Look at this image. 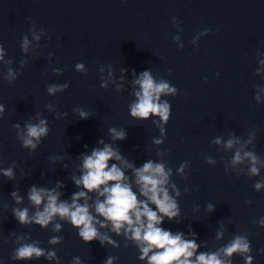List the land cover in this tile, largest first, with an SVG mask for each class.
Listing matches in <instances>:
<instances>
[{
  "label": "clouds",
  "instance_id": "9594fccd",
  "mask_svg": "<svg viewBox=\"0 0 264 264\" xmlns=\"http://www.w3.org/2000/svg\"><path fill=\"white\" fill-rule=\"evenodd\" d=\"M39 40V36L34 37ZM29 41L27 37L23 39L22 48L27 51ZM4 50L0 47V61L4 58ZM23 63V62H22ZM264 63V61H261ZM76 70L82 71L84 65L76 64ZM59 72V69H54ZM10 81L17 79V74L8 69L7 77ZM139 86L135 91L136 97L130 107V115L139 120H147L152 117H159L153 120V124L159 127L160 136L165 137L167 134L166 126L171 116V105L168 101H161L162 95H174L177 89L170 86L164 80L156 81L150 71H143L134 81ZM106 87V84H101ZM69 88V83L63 85H49L47 92L54 95L57 92H63ZM259 99V97H257ZM51 108V104L48 105ZM5 111L4 104H0V114ZM81 120H87L90 113L82 108H74ZM67 115V113H64ZM14 127L18 130V139L22 141V146L35 150L41 143L42 137H47L51 129L48 127L46 119H39L38 123H26L24 130L20 129L19 124ZM109 135L114 141H122L126 138L127 133L124 130H118L115 127L109 128ZM23 133V134H21ZM163 139L154 138V144H162ZM222 141L217 137L214 141L220 144ZM240 143L239 138L232 137L225 143L226 149H232L234 145ZM103 147L93 148L90 155H82L81 174L79 178L73 176L75 185L82 190L74 192L71 196V202L60 199L61 193L56 188L48 189L44 187L31 186L28 191V200L36 207L33 215H29V209L13 208V217L22 225L35 223L41 228H46L56 217L60 220H66L73 228L77 229L78 237L89 245L93 241H98L103 247L105 243L118 247L119 245L106 233L99 231V228H106L111 225V231L120 235L123 230L125 238L136 242L141 255L139 260L147 261V264H232L231 257L233 254H240L245 264H253L254 257L250 254V241L246 236L235 235L233 239L222 248L215 252H200L197 254L199 245L195 239H185L184 233H173L160 225L167 219L172 221L180 216V208L174 196L170 195L168 185L172 170H166L163 162L148 160L141 167H135L134 164L125 160L118 149H114L111 144L99 141ZM87 147V145H85ZM243 152V154H242ZM115 159L120 162L109 165V161ZM247 159L250 161L249 173L259 175L257 164L262 163L258 157L250 151L237 149L231 160L235 167ZM207 163L214 164L215 161L208 158ZM187 161L182 163L177 172L183 173ZM132 169L138 187V192L133 190L130 178L125 175L123 169ZM4 177L12 180L15 179L13 169H2ZM63 187L57 184V188ZM175 196L180 192L173 183L171 185ZM264 187V182H257L255 189L259 191ZM198 190V189H197ZM187 191V189H185ZM95 192L103 199H97L94 202V212L90 210L93 205L88 203L90 197L88 193ZM11 196L17 204L22 202V197L17 191H13ZM143 197L144 199H140ZM80 201H83L81 203ZM251 203V201H249ZM155 207V210L153 207ZM209 212L214 210L212 204L207 205ZM102 217L103 219H99ZM259 223L264 226V218ZM62 225L54 224V231H60ZM223 232L217 233L219 239ZM22 239V237L17 238ZM62 237L53 236L49 243L58 244L62 242ZM38 242L21 244L15 249L12 259L18 261H32L33 258L45 257L48 260H56L59 264V258L56 252L48 251L37 246ZM264 252V249L261 250ZM151 253V254H150ZM228 257L229 259H223ZM115 257H108L104 264H113ZM74 264H81L80 257H74Z\"/></svg>",
  "mask_w": 264,
  "mask_h": 264
}]
</instances>
